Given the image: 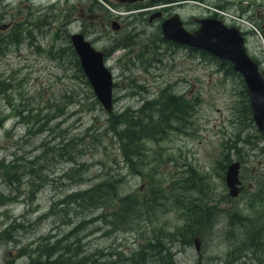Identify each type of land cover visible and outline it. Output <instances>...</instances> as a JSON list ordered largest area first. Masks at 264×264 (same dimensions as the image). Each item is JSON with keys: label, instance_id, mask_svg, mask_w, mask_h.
Masks as SVG:
<instances>
[{"label": "rangeland", "instance_id": "1", "mask_svg": "<svg viewBox=\"0 0 264 264\" xmlns=\"http://www.w3.org/2000/svg\"><path fill=\"white\" fill-rule=\"evenodd\" d=\"M67 3L71 4L70 13L65 0L0 2V22L10 23L0 30V38L7 37L11 26L22 17L18 41H0V161L11 164L15 155L14 162L18 163V183L8 184L5 166L2 174L0 171V264L20 263L24 259L20 252L26 250V245L46 234L51 240L62 237L68 249L74 245L83 253L100 250L104 261L110 256L115 258L116 252L130 254L144 248L157 237L171 253L167 258L162 250L163 262L259 264L258 259L264 260V255L252 253L245 244L250 226L230 222L236 217L233 212L258 220L256 228L259 221L264 222V164L260 163H264V137L259 138L253 120L242 112L246 94L238 75L226 73L227 64H219V58L202 57L185 45L162 43L160 19L147 22V13L138 14L135 5L116 0ZM79 3L85 4V18L77 15ZM152 3L150 7L164 5L171 13H178L188 29L197 27L193 17L216 16L228 25L251 30L246 37L247 47L264 72V33L255 20L246 16L257 9L264 14V0ZM94 11L98 18L89 16ZM47 15L52 26L43 29L46 26L37 21L47 19ZM106 16L116 17L120 23L123 20L124 25L114 30ZM66 18L67 31L84 29L85 37L95 47H109L110 55L104 63L113 80L111 111L153 99L158 105L161 94L167 91L180 93L190 103L186 121L171 119L175 126L143 140L141 174L127 170L116 142L104 132L109 111L89 94L67 52L57 49L66 42L65 32L58 31ZM130 24L139 28V34L131 30ZM248 135L255 143L246 141ZM71 138L76 147H84L76 157L79 162L66 158L71 153ZM228 151L230 159L226 160ZM233 160L241 162L239 175L245 185L237 196L228 194L225 182L226 167ZM109 174L117 177L122 193L135 195L140 191L142 197L149 198L150 185L166 186L170 191L165 198L150 201V206L147 204L141 215L125 226L112 224L111 216H104L113 208L106 206L109 199L97 208L68 206L61 201L67 193ZM191 174L194 188H189ZM258 192V197L252 196ZM12 222L22 225L11 227L7 235L3 230ZM195 236L199 238L197 250ZM70 241L75 244H68ZM116 260L117 264H128L121 257Z\"/></svg>", "mask_w": 264, "mask_h": 264}, {"label": "trees", "instance_id": "2", "mask_svg": "<svg viewBox=\"0 0 264 264\" xmlns=\"http://www.w3.org/2000/svg\"><path fill=\"white\" fill-rule=\"evenodd\" d=\"M11 28L12 29L8 33L7 37L0 38L1 42L5 43L12 40L15 42L18 41V22L14 23ZM190 50H196L202 57L217 59V57L206 51L200 49ZM68 57L74 66V70L77 71L79 79H81V82L86 85L89 94L95 97L93 92L91 91L84 73L82 72L79 61L71 48ZM217 60H219V64H228V69H224L226 73L233 72L238 75L239 81L243 84L244 92L246 94V100L243 99L242 101L244 104L242 112L246 115V118L248 120L252 121L248 92L242 77H239V73L232 69L229 61L225 59ZM161 96L162 100L158 105H156L155 103V100L157 99H153L152 102H150V100H147L145 102L143 101L140 105L133 108L126 107L118 112L110 110L107 113L104 132L111 134L110 136L111 138H113L112 140L117 144V149L119 151V155L121 156L123 164L131 173L141 174V145L143 144V140L145 138L155 137L156 133H163L164 128L175 126L172 125L171 119H175L177 121L187 120V109L190 108L188 99L184 98L180 93L169 91L164 92V94H161ZM148 104H151V106L148 107V111H146V107ZM259 134V138L264 137V131H259ZM252 137L253 136L248 135L246 141L249 143H255L252 142ZM255 138L257 139V136ZM68 143L70 145L69 151L71 153L67 154L66 158L72 162H79L76 157L84 152V147L81 145L76 147L77 143L72 138L68 141ZM225 159H230L229 151L227 154H225ZM15 160H17V158L15 155H13L11 164H9V162L4 164L2 160L0 161L1 174L4 170L3 166H5L6 168L3 172L6 174V181L8 182V184H12L14 182L18 183L16 177V168L18 166V163H15ZM188 178L192 183L191 185H189V188H194L195 183H193V175H189ZM117 185V177H113L109 174L107 177H104L103 179L98 180L95 183L89 184L82 189L67 193L64 197H62L61 201L66 202L68 206L69 204H76L79 207L83 205L86 208H97L102 207L103 204H105V200L109 199V201L106 203V206H111L113 208H111L112 211H109L108 213L106 212L104 216H111L109 218V221L112 224L118 223L125 226L126 223L132 222V219L134 217L140 216L146 205L149 204L150 206V201L156 200V198H158V200L159 198H165L167 192L170 191L166 186H157L153 188V185H150V196L149 198H144L142 197L143 195L139 193L140 191H138V193H136L135 195L133 192L122 193L120 192V190H118ZM261 188L262 190H264V186H262ZM258 194L259 192L254 193L252 196L258 197ZM1 201L2 199H0V202ZM156 205H158V203ZM190 206L195 208L196 204H194V206L193 204ZM232 214L236 217L232 218L231 223H244L245 225L250 226V229L257 230V222L253 219L243 218L236 212H233ZM21 225V222H12L9 224L8 228L3 230V232L8 235L10 233L9 229L11 227L17 228L18 226V228H20ZM257 231L255 232V235L252 237V239H248V241H245L246 246L254 254H256L259 249L264 248L263 242L261 244V239L256 236ZM192 234L193 232H189L188 235L191 236ZM10 238H13V236ZM32 242L26 245V250L20 252V255L24 256V259L18 264H117L116 258L118 257H121L124 261H127L128 264H150V261H152V264H174L172 260L168 262L162 261L161 257L163 255V249H165V256L167 258L171 253L167 250L166 246L162 247V244L157 237L154 238L153 242L146 243L144 248L140 247L135 251H131L130 254L116 252L115 258H112L110 256V259H108L107 261L101 259L100 250L97 249H93L90 251L88 250L84 253L79 248L75 250L74 245L72 247H69L68 249L67 243L62 241V237H57L51 240V236L46 234L40 236ZM70 243L75 244L73 241H70L68 244ZM159 244L161 245V247L157 250L156 248ZM146 248H151L153 251L148 252V250L146 251ZM144 253L149 255L145 257L143 255ZM6 264L8 263L6 262Z\"/></svg>", "mask_w": 264, "mask_h": 264}, {"label": "water", "instance_id": "3", "mask_svg": "<svg viewBox=\"0 0 264 264\" xmlns=\"http://www.w3.org/2000/svg\"><path fill=\"white\" fill-rule=\"evenodd\" d=\"M157 14L159 13H152L149 19ZM196 21L199 22L198 26L193 30H187L178 13L173 12L160 21L162 37L182 45L205 50L220 59L230 61L233 69L240 73L247 86L253 121L258 129L263 130L264 75L258 63L247 52L240 29L235 25H227L215 16L198 17ZM7 25V22H1L0 30L5 29ZM111 27L116 29L117 25L114 23ZM70 39L95 98L106 111H110L113 80L110 70L103 62L102 52L94 48L79 32L71 33ZM240 165L239 160H233L228 163L225 170V182L228 194L231 196H237L241 191ZM193 243L197 250L198 236L193 238Z\"/></svg>", "mask_w": 264, "mask_h": 264}, {"label": "flooded vegetation", "instance_id": "4", "mask_svg": "<svg viewBox=\"0 0 264 264\" xmlns=\"http://www.w3.org/2000/svg\"><path fill=\"white\" fill-rule=\"evenodd\" d=\"M2 0H0V2H1ZM67 1L68 0H65V4H66V6L68 7V13H70V11L72 10V8H71V4L70 3H67ZM116 1H118V2H120V3H125V5H128V4H132L133 6L135 5V7H136V9H137V13L138 14H141V15H144L145 16V14H146V17H145V19H146V21L147 22H152V21H154L155 19H160L159 20V26H160V21L163 19V18H165V17H167V16H169L170 14H172L169 10H168V8L169 7H167V6H165L164 7V5H162V7L161 8H157V7H150V6H152L153 5V1L154 0H147V1H145V0H131V1H125V0H116ZM83 5H85V4H83V3H79L78 4V7H77V15L80 17V18H85L86 17V13H85V8H84V6ZM76 6L74 5V8H75ZM78 8H79V12H78ZM92 8H94V7H92ZM98 8V6H96V8H94V9H97ZM73 11H74V9H73ZM155 12H158L159 14H157V16H154V17H152L151 19H149V17H150V15L152 14V13H155ZM248 12V11H247ZM246 12V13H247ZM134 14H136V13H134ZM3 15V13L2 12H0V18H1V16ZM77 15H75V16H77ZM89 16H91V17H93V18H98L97 16H99L97 13H96V11H94V12H92V13H90L89 14ZM135 16V15H134ZM246 16H248L249 18L251 17V19H253V20H255L256 21V23L258 24V26H259V28L261 29V31H263V33H264V14L263 13H261L260 12V10L259 9H257V11H255L254 13H252V14H249V15H247L246 14ZM108 17L109 16H106V20H108L107 21V23L110 25V27H111V25L112 24H116L117 25V28L116 29H114V30H117V29H119L121 26H123L124 25V23H123V20H122V22L120 23V21L116 18V17H113V18H109L108 19ZM201 17V16H200ZM196 18H198V17H193V19H194V22L197 24L196 26H198V24H199V22L198 21H196ZM181 19V18H180ZM182 20V19H181ZM68 21H69V19H64L63 20V22L61 23V25H59L58 26V31H60L61 29L65 32V35H66V42H65V44H63L62 46H59V47H57V49H62V52H64V51H66L67 52V54H69L70 53V48L73 50V46H72V44H71V39H70V34L71 33H73V32H79V33H81L82 35H83V37L85 38V39H87L86 37H85V35H84V33H83V31H85L84 29H82V31H72V32H69V31H67L66 30V25H67V23H68ZM112 21H114L113 23H112ZM224 21V20H223ZM100 22V21H99ZM225 22V21H224ZM40 24V26H42V27H44V26H46V27H44L43 29H45V28H49V27H51L52 26V24H51V26H50V22H49V20H48V15H47V19H45V18H42L41 20L39 19L38 21H37V24ZM81 23H82V26H84L85 27V25H84V23H83V20H81ZM184 20H182V24H183V26H184ZM226 23V22H225ZM10 24V23H9ZM131 25V24H130ZM65 26V27H64ZM132 27H131V30H133L134 31V33L135 34H139V28L138 27H135V24H132L131 25ZM256 26V25H255ZM21 27H22V17H18V31H21ZM112 28V27H111ZM256 28L258 29V27L256 26ZM39 30H40V28H38ZM113 29V28H112ZM187 30H193V29H188V28H186ZM133 31H131V33H133ZM161 31V30H160ZM42 32H44V31H42ZM248 32H251V30H249V29H246V30H241V33L243 34V36H244V40H245V45H246V48H247V51H249L248 50V45H247V39H246V37L248 36ZM161 33V32H160ZM128 36L130 35V34H127ZM59 37H60V35H58ZM131 36V35H130ZM133 36V35H132ZM160 39H162L163 41H162V43H164V44H166L167 46H173V45H175V46H182V44H179V43H176V42H173V41H171V40H169V39H165V38H163L162 37V34H161V37H160ZM88 41H89V43L94 47V48H96V49H98V50H100L101 52H102V59H103V62H106L107 60H108V55H110V51H109V47L107 48V50H105V49H103V48H97V47H95L93 44H92V42L93 41H91L90 39H87ZM64 46V47H63ZM189 48L188 49H196V48H193V47H190V46H188ZM76 55V54H75ZM77 57V56H76ZM78 58V57H77ZM79 61V60H78ZM257 62H258V64H259V68H260V62L258 61V60H256ZM79 65H80V63H79ZM228 65V64H227ZM107 66V65H106ZM231 66H232V64H231ZM81 67V66H80ZM108 67V66H107ZM261 70V72L263 73V75H264V72L262 71V69H260ZM244 129V128H243ZM262 131H264V130H262ZM260 163H261V165L262 164H264L263 163V161H260ZM263 177H262V180H261V182H263L264 180V173H263V175H262ZM241 179V178H240ZM244 182H243V180L241 179V191H243V188H244ZM262 186H263V184H262ZM240 191V192H241ZM262 218V217H261ZM260 218V219H261ZM259 219V220H260ZM256 221H258V220H256ZM230 222H231V220H230ZM258 226L259 227H257L256 229L258 230H255V229H252L251 231H257V233H256V236L258 237V238H260L261 239V244H262V242H263V244H264V222L263 223H261V221L258 223ZM251 231H249L248 232V234H247V236H248V239H252V237L255 235V232H254V234H253V232H251ZM258 252H260L261 253V255H264V248H262V249H259L257 252H256V254L258 253ZM259 260V264H264L263 262H264V260L261 258V259H258Z\"/></svg>", "mask_w": 264, "mask_h": 264}, {"label": "bare ground", "instance_id": "5", "mask_svg": "<svg viewBox=\"0 0 264 264\" xmlns=\"http://www.w3.org/2000/svg\"><path fill=\"white\" fill-rule=\"evenodd\" d=\"M78 59V58H77Z\"/></svg>", "mask_w": 264, "mask_h": 264}]
</instances>
